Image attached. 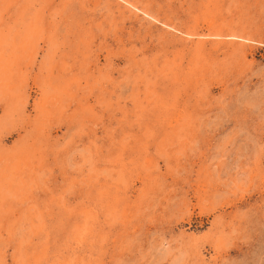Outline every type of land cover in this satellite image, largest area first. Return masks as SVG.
<instances>
[{"label":"rangeland","instance_id":"374dc122","mask_svg":"<svg viewBox=\"0 0 264 264\" xmlns=\"http://www.w3.org/2000/svg\"><path fill=\"white\" fill-rule=\"evenodd\" d=\"M0 264H264V0H0Z\"/></svg>","mask_w":264,"mask_h":264}]
</instances>
